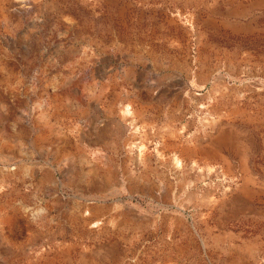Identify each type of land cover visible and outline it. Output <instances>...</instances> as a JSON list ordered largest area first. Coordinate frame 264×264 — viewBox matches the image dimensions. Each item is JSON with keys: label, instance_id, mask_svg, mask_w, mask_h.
<instances>
[{"label": "rangeland", "instance_id": "rangeland-1", "mask_svg": "<svg viewBox=\"0 0 264 264\" xmlns=\"http://www.w3.org/2000/svg\"><path fill=\"white\" fill-rule=\"evenodd\" d=\"M0 264H264V0H0Z\"/></svg>", "mask_w": 264, "mask_h": 264}, {"label": "bare ground", "instance_id": "bare-ground-1", "mask_svg": "<svg viewBox=\"0 0 264 264\" xmlns=\"http://www.w3.org/2000/svg\"><path fill=\"white\" fill-rule=\"evenodd\" d=\"M242 191L244 195H248L250 193V189H248L247 187H244Z\"/></svg>", "mask_w": 264, "mask_h": 264}]
</instances>
